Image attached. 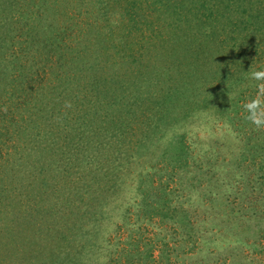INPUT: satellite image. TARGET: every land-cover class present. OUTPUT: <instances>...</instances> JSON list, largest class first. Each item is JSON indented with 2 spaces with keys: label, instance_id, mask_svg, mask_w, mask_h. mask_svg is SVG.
I'll list each match as a JSON object with an SVG mask.
<instances>
[{
  "label": "rangeland",
  "instance_id": "rangeland-1",
  "mask_svg": "<svg viewBox=\"0 0 264 264\" xmlns=\"http://www.w3.org/2000/svg\"><path fill=\"white\" fill-rule=\"evenodd\" d=\"M84 1L91 0H78ZM175 1L182 17L171 15L170 26L147 4L139 7V18L159 24L167 43L233 30L240 39L235 58L229 65L197 62L206 71L186 74L185 90L200 88L203 103L162 107L157 83L175 78L174 69V75L161 74L152 54L142 61L140 52L139 74L131 77L144 86L134 96L146 100L124 116L107 107L105 126L93 114L99 102L94 78L87 83L73 70L56 81L50 70L28 71L31 63L56 66L59 60L70 68L86 61L93 27L74 29L71 38L81 44L75 60L65 49L64 57L51 61L38 52L44 33L33 35L44 25V0H0V264H264V126L246 120L244 108L257 98L264 105L260 82L251 77L264 70V26L259 33H244L238 22L213 26L203 13H215L220 0H197L193 14L202 16L201 26L185 0ZM58 20L70 22L61 15ZM130 35H142L141 27ZM164 51L169 55L172 48ZM168 55H162L166 65L179 62ZM111 74L123 75L107 71L104 77ZM62 85L56 98L53 90Z\"/></svg>",
  "mask_w": 264,
  "mask_h": 264
},
{
  "label": "trees",
  "instance_id": "trees-1",
  "mask_svg": "<svg viewBox=\"0 0 264 264\" xmlns=\"http://www.w3.org/2000/svg\"><path fill=\"white\" fill-rule=\"evenodd\" d=\"M91 1H89L92 4L90 7L89 2L86 4V1L79 3L78 0H44L43 7L41 5V8L39 9L40 13L44 15L43 28L38 30V33L35 31L33 32L34 36H37L39 33H44L43 35L40 34L43 40L42 48L41 50H38L39 55H42V58L51 60L53 56L64 57L66 49V51H69L72 58L75 60V56H77L75 46L81 44H79L80 41L71 38L74 35V29L79 28L80 30H87L89 27H93L90 29L91 31L88 34L90 39L85 42L87 50H90H85L88 52L87 56L89 58L83 57V60L86 61H81L77 65H75L76 61H74L73 65H70L72 66L70 68L66 62L59 60L55 61L57 67L54 65H44L39 67L38 64L36 65L35 63H31L29 65L28 71H42L45 75L50 70L51 75L54 76L56 81H62L63 78L69 77L70 75L72 76L75 73L79 75L83 74L87 78V83L94 78L96 82V90L94 92H97L98 94L95 99H99V102L93 105L95 108L93 110V114L101 121L104 120L105 126H107L108 123L106 115L103 117V111L107 112V107L110 109V111H112V109H116L115 112L121 111V115L124 116L126 112L130 113L135 110L134 107L138 101L140 102L141 100H146L145 97L134 96L135 91H142L141 88L144 86L140 84L137 85V79L131 77V75H135V73L139 74L138 69L141 67V63L138 61V54L140 52V59L142 57V61H150L149 54H152L154 61H158L157 67L161 66V74L169 72V74L174 75V73L169 71V69H174L173 72H175V75L178 76H175V78L169 76L166 77L165 80H158L159 82L157 84L160 90L156 92L157 94L158 92L162 94V102L158 104L162 107L167 106L170 101L175 102L174 105L178 104L181 100H184L185 104L194 103V101L199 104L203 103V98L199 97L200 95L198 93L200 88H196L194 91V89L191 90V88L188 86L185 90V84H188L187 81H184L186 74L188 73L189 76L192 74V70L194 71L195 68L202 67V65L195 67L197 62L218 61L219 64H223L222 62H224V64L229 65L230 61H233V58H235L234 52L240 39L239 35H237V37L234 35L233 30H229L231 34L222 32L219 33V35H215L214 37H207V33L203 32L205 33V36L202 40H199L198 35L187 34L189 39L182 37L179 41L178 38H175L176 41L174 43H167L164 42V39L162 38L164 36L162 35V27L159 30L158 27L156 28V25L159 26V24H155L154 22L150 24L149 20H145V23H143L142 18H139V7L147 4L149 10L153 8L152 11H155L152 12V14H156V16L164 22L163 26H170L171 23L168 20L171 15H176L177 19H181L182 17L180 14L181 8H177V1L175 0ZM214 2L215 0H210L207 3L212 4ZM184 4L187 5L188 12H192L193 14L195 10L194 4L197 5L198 1L185 0ZM33 6L38 8L39 4H37V1L33 2ZM217 6L218 10L215 13L213 11L208 13L204 11L203 13L208 15V18L206 19L209 21L213 18V20L210 21V24H214L213 26H215V24L222 25L223 22L228 24L233 23L234 26L237 24L235 22H238L241 31L244 33L248 30L259 33V30H261L263 28L262 26H264V0H220ZM201 8L203 9L202 6ZM49 9L51 10L50 15L46 14L48 13ZM113 13L119 14L121 16V19L118 22L112 18L113 16L111 15ZM59 15L62 17H69L70 22L66 23L63 21V23H61L58 20ZM83 15L91 16L90 20L92 19V22L89 23V20L84 21ZM193 18V20L199 22L201 26H205L206 22L202 19V16L194 13ZM49 19H51V21ZM83 21L86 23H83ZM199 23L197 24L199 25ZM151 25L153 26L151 27ZM140 27L142 30V35L137 36L135 39L134 37H131L130 34L132 31L135 30L136 32H139ZM150 28L151 30H148ZM221 34L223 35L220 36ZM139 38L140 42L138 40ZM144 38L147 39V42L142 43ZM132 41L135 44H132ZM136 42L138 44H142L140 45V48L133 47L136 46ZM164 47L167 49L171 47L172 52L168 55L167 52L164 51ZM94 49L95 54H93ZM153 49L157 50L156 53L151 51ZM77 52L81 53L82 51L78 49ZM164 53L168 55V58H177V61L179 62L177 64L175 63V65H171V63L166 65L167 62H162V55ZM122 54H124L122 61L125 62L119 65L112 63V61H119L120 55ZM182 62H184V66ZM205 64L207 65L212 63L209 62ZM216 66L218 65L216 64ZM107 67V71H109V73L118 71L123 75L118 77L117 74H111L107 77H104L107 75V71L105 72ZM203 68L205 72V65H203L202 69ZM73 70H76L75 73H73ZM184 70H187V72L185 73ZM87 73H89V75H87ZM217 73L222 74L221 70ZM127 74H129L130 77H127ZM147 82L154 84L153 80H148ZM233 82L234 81H232V83ZM170 84H173L174 86L169 87ZM88 85L90 87L92 86V84ZM137 86H140V89ZM174 87H176V91H174V94H170ZM64 90V85H62L60 90L58 87H55L53 92H58V96L56 98L60 97V95L64 93ZM132 91H134V93H132ZM77 94L78 92L76 95ZM196 95L199 97V99L195 98ZM68 96H70L69 88L68 94L66 96L67 100ZM143 106L146 107L145 104L142 105V108ZM88 122L89 121L85 120L84 123ZM124 124L125 126L128 125L125 122ZM105 126L103 127L106 130ZM106 176L103 174H98L99 178H106ZM108 182H111V179ZM115 187L116 185H113L109 188H111V191H113ZM146 189L141 192L142 194L145 193L146 196H148ZM111 204L112 202L108 205Z\"/></svg>",
  "mask_w": 264,
  "mask_h": 264
},
{
  "label": "clouds",
  "instance_id": "clouds-1",
  "mask_svg": "<svg viewBox=\"0 0 264 264\" xmlns=\"http://www.w3.org/2000/svg\"><path fill=\"white\" fill-rule=\"evenodd\" d=\"M251 77L253 80L260 82L256 85L258 89L257 96L264 95V70L251 72ZM244 108L247 113L246 120L251 121L257 127L264 126V105H262L260 99H253L245 103Z\"/></svg>",
  "mask_w": 264,
  "mask_h": 264
}]
</instances>
